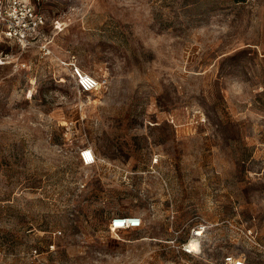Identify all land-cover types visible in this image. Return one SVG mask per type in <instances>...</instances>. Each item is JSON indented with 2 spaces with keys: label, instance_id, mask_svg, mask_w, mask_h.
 <instances>
[{
  "label": "rangeland",
  "instance_id": "1",
  "mask_svg": "<svg viewBox=\"0 0 264 264\" xmlns=\"http://www.w3.org/2000/svg\"><path fill=\"white\" fill-rule=\"evenodd\" d=\"M34 4L37 45L0 27V264H181L203 219L196 264H264V0Z\"/></svg>",
  "mask_w": 264,
  "mask_h": 264
},
{
  "label": "built area",
  "instance_id": "2",
  "mask_svg": "<svg viewBox=\"0 0 264 264\" xmlns=\"http://www.w3.org/2000/svg\"><path fill=\"white\" fill-rule=\"evenodd\" d=\"M46 16L39 11L34 0H0V27L3 33L21 46L37 45L42 36V26ZM71 76L80 92H91L107 83V79L99 78L83 71L79 66L72 64ZM81 159L86 165L96 161L91 148L81 150ZM138 219L131 216L113 218L111 228L122 229L134 226ZM211 224L207 220L196 222L190 227L186 240L175 244L181 264H196L199 258V239L205 234ZM37 253V250L34 249ZM223 264H251L244 255L227 253L223 256Z\"/></svg>",
  "mask_w": 264,
  "mask_h": 264
}]
</instances>
